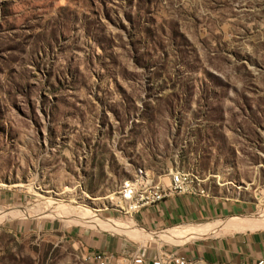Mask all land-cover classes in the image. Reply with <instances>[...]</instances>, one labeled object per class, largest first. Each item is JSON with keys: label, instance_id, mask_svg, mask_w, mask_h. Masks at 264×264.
<instances>
[{"label": "rangeland", "instance_id": "obj_1", "mask_svg": "<svg viewBox=\"0 0 264 264\" xmlns=\"http://www.w3.org/2000/svg\"><path fill=\"white\" fill-rule=\"evenodd\" d=\"M137 170L253 204L232 219L264 206V0H0V209L50 198L129 222ZM86 229L194 239L17 217L0 264H94L69 234Z\"/></svg>", "mask_w": 264, "mask_h": 264}, {"label": "crops", "instance_id": "obj_2", "mask_svg": "<svg viewBox=\"0 0 264 264\" xmlns=\"http://www.w3.org/2000/svg\"><path fill=\"white\" fill-rule=\"evenodd\" d=\"M195 195H178L142 209L133 220L142 229L157 233L183 225H204L219 219L244 216L254 211L253 204L220 193L208 192L201 185ZM13 195L0 191V205ZM89 251L111 253L117 264H129L135 254L147 258L161 254L162 249L175 251L193 264H257L264 260V228L242 232L206 235L186 242L179 249L133 247L124 238L90 230L69 233Z\"/></svg>", "mask_w": 264, "mask_h": 264}, {"label": "bare ground", "instance_id": "obj_3", "mask_svg": "<svg viewBox=\"0 0 264 264\" xmlns=\"http://www.w3.org/2000/svg\"><path fill=\"white\" fill-rule=\"evenodd\" d=\"M190 186L194 189L192 185ZM127 188L122 192L124 193V195L127 194ZM46 199V201L37 199L36 202L24 208L9 207L0 209V221H6L17 217L37 216L38 218L49 217V219H57L67 224L83 222L91 226H101L103 228H107L112 232H117L118 234H122L124 236H128L129 238L138 240L142 244L149 242L151 239L158 240L160 243H165L167 241L170 243L184 242L187 239H193V237L195 239V236L214 235L217 232H222L225 234L228 232H242L264 225L263 206L260 207V209L255 214L249 215L247 217H242L241 219L229 218L224 219L217 224H205L201 226L185 225L177 227L178 230L175 231L166 230L161 233L151 234L146 232L145 230H142L140 227L135 226L137 224H135V222H133L132 220L129 222H121L119 220L115 221L111 220L110 218L107 219L99 217L93 214L94 211L92 212V209H88L85 206L82 207L83 205H74L73 203L69 202H54L53 199ZM184 264H187L186 260L184 261Z\"/></svg>", "mask_w": 264, "mask_h": 264}, {"label": "built area", "instance_id": "obj_4", "mask_svg": "<svg viewBox=\"0 0 264 264\" xmlns=\"http://www.w3.org/2000/svg\"><path fill=\"white\" fill-rule=\"evenodd\" d=\"M136 175H140V182L132 188H127V194L117 197L116 203L117 212L132 220L134 214L162 202L167 197L195 195V189L190 186V177H196L193 172L177 170L159 180H155L146 171L137 170ZM207 194L206 190V194L203 195ZM83 250L85 259L94 264H117L111 253L89 251L84 246ZM185 260L187 259L175 251L162 249L161 254L151 258L143 254H135L129 264H184ZM257 264H264V260H260Z\"/></svg>", "mask_w": 264, "mask_h": 264}]
</instances>
